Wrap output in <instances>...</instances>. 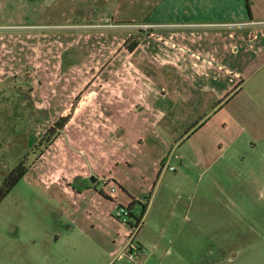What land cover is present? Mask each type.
<instances>
[{"label": "crops", "instance_id": "obj_1", "mask_svg": "<svg viewBox=\"0 0 264 264\" xmlns=\"http://www.w3.org/2000/svg\"><path fill=\"white\" fill-rule=\"evenodd\" d=\"M62 1H68L71 10L55 9L62 18L85 13L89 23L66 20L59 25L14 26L27 27L23 32H2L6 27L0 26V49L9 50L14 57L9 58L11 63L60 66L65 71L50 91L43 90L51 81L49 74L39 75L37 83L39 98L53 94V107L46 114L50 124L70 112L73 115L59 139L69 140L72 147L75 180L71 182L76 187L56 188L64 195L61 203L70 222L68 231L60 235L66 234L68 241L63 251L48 248L46 257L53 252L56 257L80 252L110 256L126 250L131 230L130 224L116 218V200L134 216L133 206L142 198L128 181L134 173H144V160L150 164L146 172L160 173L169 153L189 135L178 143L172 138L178 123L190 113V99L199 108H210L217 107V101L253 95L260 98L264 128V0ZM56 12L53 15L59 18ZM144 24L152 28H139ZM76 27L86 33L78 36ZM138 35L140 43L130 52L127 44ZM86 76L95 89L76 92L78 79ZM167 91L175 94L176 101ZM249 109H238L242 125L254 123ZM229 149H234L228 168L231 193L234 182L238 185L237 175H249L244 184L264 189V153L244 141L230 144ZM207 161L206 155H200L198 167L208 170L212 166ZM104 180L125 190L133 202L128 204L119 193L115 198L103 197L99 185H105Z\"/></svg>", "mask_w": 264, "mask_h": 264}, {"label": "rangeland", "instance_id": "obj_2", "mask_svg": "<svg viewBox=\"0 0 264 264\" xmlns=\"http://www.w3.org/2000/svg\"><path fill=\"white\" fill-rule=\"evenodd\" d=\"M46 1L0 0V26L6 27L2 32L28 31L27 27L15 25L90 21L85 13L62 18L56 10L63 12L62 7H66V11L71 12L68 1ZM55 12L59 18L53 15ZM78 30L76 27L73 31ZM74 33L79 36L86 32ZM10 54L7 48L0 49V184L27 155L32 166L0 204V264H110L111 261L112 264H264V189L249 187L251 182L244 184L245 180H250L249 175L234 177L238 185L234 182L233 193L230 189L233 178L228 169L229 157L234 155V149H229V145L249 142L259 153H264L260 98L246 94L217 101V107L213 104L210 108H199L194 99H190V113L172 132L177 143L189 133L174 151V145L169 148L173 152L166 162L174 170L165 169V162L160 173L151 174L145 171L150 164L143 159L144 173H134L128 181L135 195L142 198L133 206L134 217L131 218L135 221L144 217L137 234L138 243L135 242L144 249L142 262L130 261L127 253L123 255L124 261H119L123 253L118 251L110 256L80 252L67 257H56L53 252L46 257L48 248L63 251L68 241L66 234L60 235L63 230L68 231L70 222L61 203L65 201L61 199L64 195L58 194L56 188L70 187L72 191L76 187L71 182L75 156L69 140L64 143L59 139L61 135L42 156L33 153L52 125L46 114L51 111L50 103L54 99L50 93L39 98L37 83L39 75L49 74L51 81L43 90L50 91L62 81L65 71L60 66L25 67L11 63ZM82 74L79 70L78 75ZM93 83L87 76L79 78L76 92L84 94L95 89L91 86ZM241 107L251 108L248 115L254 116V123H240L238 109ZM198 123V129L190 133ZM67 135L64 137L68 139ZM200 155L207 156L206 164L211 168L198 167ZM88 182L93 184L91 179ZM99 189L100 193L104 191L114 198L119 193L128 204L133 202L122 188L109 194L100 183ZM116 203L117 207L121 204L118 199Z\"/></svg>", "mask_w": 264, "mask_h": 264}, {"label": "trees", "instance_id": "obj_3", "mask_svg": "<svg viewBox=\"0 0 264 264\" xmlns=\"http://www.w3.org/2000/svg\"><path fill=\"white\" fill-rule=\"evenodd\" d=\"M140 43V36L134 39L131 37L129 43L127 44V49L132 52ZM73 115L70 112L66 116L60 117L55 124H53L47 132L44 134L40 142L34 147L33 153L38 152V156H42L45 151L52 146V144L56 141V139L61 135V133L67 128L69 125ZM30 156H26L22 159L10 172L9 174L2 180L0 184V204L4 201V199L16 188V186L25 178V176L30 172L32 164L30 163ZM36 161V160H35ZM164 164V163H163ZM163 166V165H162ZM163 168V167H162ZM101 195L107 199L110 197L104 192H101ZM130 210V208H129ZM146 211V208H145ZM131 212V211H130ZM134 217L132 214L130 218ZM142 218H135V221L130 222V226L132 228L137 227V225L142 221Z\"/></svg>", "mask_w": 264, "mask_h": 264}, {"label": "built area", "instance_id": "obj_4", "mask_svg": "<svg viewBox=\"0 0 264 264\" xmlns=\"http://www.w3.org/2000/svg\"><path fill=\"white\" fill-rule=\"evenodd\" d=\"M139 28H141L145 31H148L152 28V26L149 24H144V25L139 26ZM164 168L172 170V171L174 170V168H170L168 166V161L166 162ZM104 184H105L106 189L108 190L109 194H115L118 191V187L115 186L114 184H111V182L104 180ZM130 215H131V212H130L128 207H123V206L118 207L117 212H116V218L117 219L121 220L125 224H129ZM141 226H142V223L140 222L137 225V227H134V228L131 227V230H130L129 235H128L126 250L124 252H122L123 254L120 255L121 258H123L124 257L123 255H125V253H127L128 254L127 256L130 259V261L140 263L144 259L145 253L134 242Z\"/></svg>", "mask_w": 264, "mask_h": 264}]
</instances>
